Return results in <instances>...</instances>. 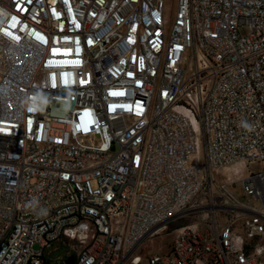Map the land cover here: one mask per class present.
<instances>
[{"label":"built area","instance_id":"built-area-1","mask_svg":"<svg viewBox=\"0 0 264 264\" xmlns=\"http://www.w3.org/2000/svg\"><path fill=\"white\" fill-rule=\"evenodd\" d=\"M254 162L264 0H0V264H264Z\"/></svg>","mask_w":264,"mask_h":264},{"label":"rangeland","instance_id":"rangeland-1","mask_svg":"<svg viewBox=\"0 0 264 264\" xmlns=\"http://www.w3.org/2000/svg\"><path fill=\"white\" fill-rule=\"evenodd\" d=\"M166 6L168 10L170 11L172 7L175 5L176 0H165ZM248 32V29L246 27L240 28V33L246 34ZM246 167L242 166L240 169L243 171V174H246L247 172H257V171H264V162H254L245 165ZM183 221V220H182ZM181 220L175 222L180 223ZM173 223V224H175ZM178 232L176 229H171L168 232H159L157 236H154L152 238L147 239L146 241L142 242L140 244V248H143L145 250L143 254L141 255L139 261L136 264H149L148 258L151 255L154 254H166L170 250V245L174 241L175 237L177 236ZM36 247V246H35ZM65 252L64 247H59L58 250H56L52 255H62ZM74 258V254L68 255L64 259L65 264H69Z\"/></svg>","mask_w":264,"mask_h":264},{"label":"flooded vegetation","instance_id":"flooded-vegetation-1","mask_svg":"<svg viewBox=\"0 0 264 264\" xmlns=\"http://www.w3.org/2000/svg\"><path fill=\"white\" fill-rule=\"evenodd\" d=\"M132 257H133L132 259L134 260V258H135V260H134V261H135V262H137V261L140 259L141 255H140V254H137V253H135V254H134ZM132 259H131V260H132Z\"/></svg>","mask_w":264,"mask_h":264},{"label":"water","instance_id":"water-1","mask_svg":"<svg viewBox=\"0 0 264 264\" xmlns=\"http://www.w3.org/2000/svg\"><path fill=\"white\" fill-rule=\"evenodd\" d=\"M71 262H72V261H71ZM71 262H70V263H71ZM70 263H69V264H70Z\"/></svg>","mask_w":264,"mask_h":264}]
</instances>
